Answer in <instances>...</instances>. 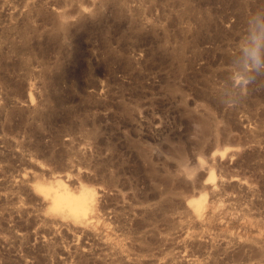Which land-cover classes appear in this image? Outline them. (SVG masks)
Instances as JSON below:
<instances>
[{"label":"rangeland","instance_id":"obj_1","mask_svg":"<svg viewBox=\"0 0 264 264\" xmlns=\"http://www.w3.org/2000/svg\"><path fill=\"white\" fill-rule=\"evenodd\" d=\"M254 34L264 0H0V264H264Z\"/></svg>","mask_w":264,"mask_h":264},{"label":"bare ground","instance_id":"obj_2","mask_svg":"<svg viewBox=\"0 0 264 264\" xmlns=\"http://www.w3.org/2000/svg\"><path fill=\"white\" fill-rule=\"evenodd\" d=\"M41 189L45 192L46 197L49 199L51 205L54 208H58L63 213H68V214H72V215L79 216V217L84 216L83 217L84 219L82 218L81 223L85 227H89V225L91 223L90 219H93L97 215V213H96V200L92 196H88V197H86V200H84V197H81L80 194H78V197H75V196H72L74 194L71 195L68 192L60 193V192H58L59 190L58 191L54 190L52 186L51 187H49V186L48 187H41ZM81 195H83V193ZM200 211L203 212V209ZM203 213L205 214V211ZM65 216H66V214H65Z\"/></svg>","mask_w":264,"mask_h":264},{"label":"clouds","instance_id":"obj_3","mask_svg":"<svg viewBox=\"0 0 264 264\" xmlns=\"http://www.w3.org/2000/svg\"><path fill=\"white\" fill-rule=\"evenodd\" d=\"M264 45V34L253 35L250 44L245 48V56L256 67H261V47Z\"/></svg>","mask_w":264,"mask_h":264}]
</instances>
